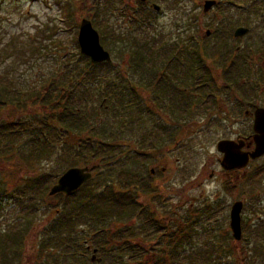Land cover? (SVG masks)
Masks as SVG:
<instances>
[{
	"label": "rangeland",
	"instance_id": "374dc122",
	"mask_svg": "<svg viewBox=\"0 0 264 264\" xmlns=\"http://www.w3.org/2000/svg\"><path fill=\"white\" fill-rule=\"evenodd\" d=\"M96 1L98 2V0H0V77L8 78L1 83L2 85L7 83L9 89L7 95L10 100V103L0 100V202L4 208V213L0 212V217L5 215L12 221L22 209L25 210V207L29 205L28 196L30 195L35 198L36 210L35 219L27 227V240L23 242L21 251L14 255L9 264H44L49 261L47 255L42 254L38 249L42 240L46 238L40 232L54 220V214L57 213L56 207L63 202L62 197L49 195L51 188L67 169L72 168V164L75 165L73 167L78 168L92 167V179H95L98 174L94 171L98 164L96 160L79 159L77 162L73 158L76 154H69L68 161L58 158L57 154L48 156L47 153L42 158L33 157L29 147L31 136L26 131L28 128L26 122L29 123L34 117L47 113L44 108L46 104L41 101L42 95L44 97L47 92L48 94L54 92L58 96L60 89L61 93L69 92L68 85L64 83L67 78L66 73L71 74L73 69L71 66L78 63L76 61L79 51L77 33L83 19L91 23L92 20L96 21L97 28L92 26L99 34L100 44L109 52L112 63L116 67L114 74L105 80L108 84L113 81L114 88L107 85L104 93L91 86L95 90L91 88L89 95L88 86L81 83L79 85L84 87V92L88 96V105L83 109L93 113L100 105L103 109L107 108L104 113H101V117L109 133L113 132L116 137V141L110 139L107 141L120 142L122 151L128 153V158L119 160L120 162L115 161V157H111L113 164L117 166V170L124 172L136 170V173L141 176L149 175L151 170L155 171L156 175L152 178L154 181L146 183L154 193H143L139 201L148 203L155 199L156 208L159 207L156 201H159L160 205L164 204L166 208L172 206L171 203H178V208L175 210L177 226L186 225L191 219L194 221L190 232L193 235L192 248L195 249V253L192 252L190 255H198L199 252L204 255L209 246L216 247V250L232 249L234 240L228 232V213L225 212L224 205L227 206L228 203L241 198L246 199L242 217V221L246 224L245 235L259 221H264V158L249 166L239 179L228 178L223 174L219 165L221 156L216 151L217 143L225 137V134L227 137V132L220 122L218 125H211L212 127L201 128L196 122L201 120L202 114L194 115V126L180 128L168 110L163 109L162 102L156 103V98L152 94L145 100H152L153 110L150 114L143 116L139 113L136 121H132L134 111L126 109L128 102L124 103L127 104L125 107L123 104L118 110L113 109V103L119 105L120 95H127V89L118 84L122 80L119 75L120 70L126 71L127 77L132 76L128 56V51L133 49V46L129 44L130 39L136 41L152 37L158 40L159 36L154 35L156 31L161 33L165 42L168 40L169 46H176L179 49L176 42L184 40L185 35L177 37L180 34L176 30L187 26L191 30L189 36L192 35L194 41H204L202 46L212 48L216 41L214 37L219 34L217 31L220 29V21L223 18L222 7L227 6L228 2H234L236 7L229 6L233 10L229 11L225 18L232 20L234 15H240L241 25L249 28L247 22L249 13L245 10L246 5L240 0H210L217 2V5L212 11L210 9L207 14H204L202 10L206 0H149L150 3L159 6V12L146 7L139 9L133 0V2L121 0L122 5L125 6L122 9L125 11L118 15L111 12L110 4L102 3L98 7L95 4ZM262 8L264 9V5ZM107 9L110 11L107 12ZM138 15L145 19V23H149L150 32L134 28L132 22L128 20V17ZM135 27L142 28L138 25ZM99 30L103 31L104 37L100 36ZM206 31L211 33L209 39L204 37ZM110 32L117 37L121 35L123 41L113 39ZM251 38L250 32L249 36L244 37L241 45H250ZM217 60L215 58L212 62L210 61L213 73ZM67 62L70 64L66 65ZM262 62L255 59L258 72H262L260 71ZM171 66L176 67V63H172ZM144 77L137 78L146 82L154 78L144 79ZM254 79L261 82L258 81L260 83L258 89H263V78ZM48 86H51L50 90H47ZM140 90L142 94L148 93L144 88ZM156 96L158 97L157 94ZM134 105L137 106L136 103ZM235 130L237 131L238 128ZM240 130L243 131L244 128ZM144 137L147 140L144 141ZM78 139L79 137L76 138ZM10 144L11 150L8 149ZM128 149L131 151L129 152ZM131 157L133 158L130 159ZM162 168L164 173L159 176ZM53 176L57 178L54 181L51 179L47 181L48 187L45 192L46 185L37 186L38 178L42 177L41 179L45 180L44 178H54ZM156 181L161 186L158 191L153 187ZM108 182L110 185H117L111 178ZM230 184H233V187L236 186L235 194L233 190L229 191ZM19 190L24 195L18 197ZM182 204L185 205L184 209L180 208ZM149 206H152V203ZM164 210L157 208V215L161 213L160 217L168 216ZM133 220L135 219L108 220L104 226L100 223L78 225L74 232L81 234H77L80 245L84 241L96 238L94 232L101 227L107 228L110 232H118L121 228L131 226ZM84 230L85 233H83ZM253 230L259 231L256 228ZM262 232L259 236H264L263 229ZM125 242L141 250L144 257L141 258L143 260L141 264H154L161 259L160 255H155L157 250H150L157 248V236L137 235L122 242L110 241L115 246H121ZM249 242H251L249 246L243 243L242 247L257 248V245L264 247V242L257 243L254 236ZM144 244L146 253L143 251ZM78 250L76 263L90 264V254L83 258L82 252L79 248ZM53 251L55 252L53 257L56 258L58 250ZM217 256H221L220 264H239L240 259L243 258V255H236V253L225 255L220 253ZM253 259V262L248 261L244 264H264V255L253 257ZM125 264H132L129 262V257Z\"/></svg>",
	"mask_w": 264,
	"mask_h": 264
},
{
	"label": "trees",
	"instance_id": "16d2710c",
	"mask_svg": "<svg viewBox=\"0 0 264 264\" xmlns=\"http://www.w3.org/2000/svg\"><path fill=\"white\" fill-rule=\"evenodd\" d=\"M121 0H110L102 2L101 0L96 1V6L100 7L102 3L110 4L111 12L120 15L125 10V6L121 3H117ZM133 2L132 0H128ZM137 3V7L140 9L141 3ZM128 5V2H126ZM122 5V7H121ZM107 9V12L110 11ZM142 12V11H141ZM143 13V12H142ZM128 17V20L132 22L134 28L138 30H148L150 28L148 24L145 23V19L139 17ZM92 24L97 28L96 21L92 20ZM135 25L141 26L142 28H137ZM233 24H230V27ZM219 29L217 32L220 33ZM155 31V29H154ZM181 33L184 31L180 29ZM100 36H103V31L99 30ZM180 33V32H179ZM113 39L119 42L123 41V37L119 35L118 37L110 32ZM155 36H159V39H153L152 37H145L138 40H129V44L133 46L132 50L128 51L129 61L131 63L132 73L131 77L126 76V71L120 70L121 81L118 86H123L127 89V95H120L119 105L113 103V109L118 110L119 107L124 103L128 102L126 109H132L134 111V116L132 121H136L141 115L150 114L153 110L152 100H145L147 96L150 97V88L153 89V82L156 80H172L173 73L174 80L180 81L179 74H186L188 72V66L186 62V57L191 56L190 59L194 64V72L198 73L200 71L199 67H202V62L200 61L201 54L199 53L198 46H195L194 53L191 55L187 52L185 48V53H181V49L176 46H169L168 40L165 42L161 33L154 32ZM177 37H180L178 35ZM150 38V39H148ZM128 39V38H127ZM219 39V38H218ZM178 40H180L178 38ZM196 42V40H195ZM76 44V43H75ZM77 46V44H76ZM77 50V48H76ZM75 65H72V73L67 75L65 78V83L69 87V92L61 93L55 95L52 94L45 95L41 97L43 104H46L44 108L47 110L43 116L34 117L31 122H26L28 125L27 132L31 136V146L30 150L33 152V157L42 158L48 153V156L57 154L58 158L69 160V154L75 155L74 160H96L98 164L94 168L97 171V177L85 183L78 191L65 195H57L62 197L63 202L56 207L57 213L54 214V220L43 230L40 234L44 238L39 245V251L42 254L47 255L49 259L48 262L44 264H77L75 258H77L76 250L78 248L82 252L81 256L84 258L86 253L85 244L95 248L98 255L101 258V263L99 264H125L127 257H129V262L132 264H141L144 258L141 254V250L133 247L125 242L121 246H115L110 243L111 240H117L122 242L125 239L133 238L137 235L143 234L141 225L142 211L140 213V197L144 193L146 194L149 190V194L154 192L149 188L146 183L143 189H140L139 180L141 175L133 172L117 170V166L113 164L111 157H115L114 160L120 162L119 160H126L127 154L122 151V144L120 142H111L107 139L116 141L114 133H109L108 129L105 127L104 119L101 117V113H104L107 108L100 107L95 108V112H90V110H84L83 107L88 105V96L84 92V87H80V83L87 85L89 88V95L91 88H95L101 93H104L107 85L110 88H114L115 83L110 81L108 84L107 80L111 74H114L116 67L113 63H101L93 65L89 60L83 57L79 51L76 55ZM222 57L225 62H227V55ZM171 62V63H169ZM176 63V67H172L171 64ZM67 62L66 65H69ZM147 66L146 68H144ZM67 67V66H65ZM143 69V70H142ZM186 69V70H185ZM163 72L167 75L160 76ZM178 72V73H177ZM147 73V75H144ZM145 76L144 79L153 80L150 82H145L143 79H138L137 77ZM7 79H2L0 77V100L8 101L9 89L7 83L2 85L1 82L7 81ZM196 82V80H195ZM185 81L178 84L181 87ZM63 86V85H62ZM93 86V87H91ZM196 86V85H195ZM93 88V90H95ZM140 88L143 90H148L147 94H142ZM51 86L47 87L50 90ZM152 91V90H151ZM115 92V91H114ZM132 93V94H131ZM42 94V93H36ZM153 97L157 98L153 92L151 93ZM180 94L175 93L174 96H179ZM206 91L201 89L199 93L195 91L193 98L195 104H200L202 102V97L206 96ZM40 96V95H39ZM172 96L173 102L169 100V96H164L162 98L169 103V108L171 110V116L180 122L182 118V106L183 103L178 97ZM90 97V96H89ZM103 97V96H102ZM43 98V100H42ZM91 98V97H90ZM136 103L137 106L134 105ZM127 104H124V107ZM184 114V113H183ZM194 115H199L194 113ZM121 130L119 127H117ZM114 129V127L112 128ZM111 129V130H112ZM110 130V131H111ZM79 137L78 140L76 138ZM147 140L144 137V141ZM11 150V144L8 146ZM48 151V152H47ZM130 152L131 150L128 149ZM68 156V157H66ZM117 156V157H116ZM131 157L130 159H132ZM63 159V160H64ZM75 166L72 164V167ZM101 168V170H99ZM44 178L45 180L38 178L36 181L37 186L46 185L49 179L56 180V176ZM115 180L117 185H110L109 179ZM46 181V182H45ZM29 184H27L28 186ZM47 185L44 188V192L47 190ZM24 195L20 190L18 191V197ZM29 197V205L22 209L17 217L9 220L7 216L0 217V264H9V261L13 260L18 252L21 251L23 247V242L27 240V230L28 225L32 223L35 219L36 210L34 208L35 198ZM14 212V210H12ZM0 212L4 213V208L0 202ZM146 221H151V215L146 214ZM200 217V216H199ZM198 217V218H199ZM135 219L132 221V225L126 228H121L118 232H110L107 228L101 227L98 231H93L96 238H92L89 241H84L82 243L78 242L75 233V227L78 225H85L92 223L101 224L104 226L108 220H122V219ZM139 220V221H137ZM194 221L192 222V225ZM190 225L189 231L185 232V239L189 240V244L192 245L193 235H191ZM155 226V224H154ZM85 233V230L83 231ZM151 233V232H150ZM80 234V233H79ZM81 235V234H80ZM78 243V245H77ZM210 247V246H209ZM209 253L201 255L200 254H176V255H162L159 262L154 264H220L221 256H217L216 247L212 246ZM206 249V250H207ZM49 250V251H48ZM53 250H58V255L53 257L55 252ZM195 253V249L193 251ZM192 253V252H191ZM216 258V259H215ZM81 262V261H80Z\"/></svg>",
	"mask_w": 264,
	"mask_h": 264
},
{
	"label": "flooded vegetation",
	"instance_id": "af4514ba",
	"mask_svg": "<svg viewBox=\"0 0 264 264\" xmlns=\"http://www.w3.org/2000/svg\"><path fill=\"white\" fill-rule=\"evenodd\" d=\"M133 1L134 3H141L143 8L146 7L153 10L152 6L154 4L150 3L149 0H146L145 2H140L138 0ZM240 2L246 5L245 10L249 13L247 20L249 28L243 27L241 25L242 20L240 15H234L232 20L230 18L228 20L225 18L226 14L233 10L229 6L233 5L236 7L234 2H228V4H226L227 6L222 7L221 11L223 18L220 21L221 30L220 33L214 37V39L216 38V41L212 48L202 46L204 41L195 42L193 40V36H189L191 30L187 26L185 28L177 29L176 32H180V36L185 35L183 37L184 40L176 42V45L181 49V53H185L186 48L187 52L192 55L194 53L195 46H198L199 53L201 54L200 61L202 62V67H199L200 71L195 73L194 64L190 59L191 56H187L186 62L189 67L191 65V68H188V72L186 74L183 73L178 75L180 77L179 82L174 80V74H176L175 72L173 73L172 80H156L155 84H152L153 89L150 88L149 90L150 94L153 92L155 96L156 94L158 95L156 98V103L161 101L163 109H167L170 115L171 110L169 108V103L165 100V98H162V94H164V96L167 94V96H169V100L172 102L173 99L171 97L174 96L175 93L180 94L179 96H174L178 97L183 103L182 118L180 119L179 123L177 122V126L180 128L192 127L195 124L194 113H198L199 115L202 114L200 116L201 120L196 122V124H198L197 126L201 128H208L221 123L227 132V137L225 134V137H223L219 142H230V145L232 148H234V150L237 148V151L240 154H245L251 153L254 150L255 145L253 126L255 121V113L258 109H264V87L263 89H258V86L261 82L254 79L260 77L263 78L264 81V9L262 8L264 5V0H240ZM212 10L213 8L211 11ZM231 23L233 25L230 27ZM239 28L247 29L248 32L241 37H235V31ZM180 29L184 31L181 33ZM250 32L252 33L251 44L247 46L241 45L244 37L249 36ZM260 33H262V35H260ZM210 36V31H206L204 37L209 39ZM257 40H259V42ZM223 55H227V62L224 61L226 58L222 57ZM215 58L218 60L214 69L215 72L213 73L210 66L211 62ZM255 59H259L261 62L263 61L260 66V71L262 72H258L259 69L255 64ZM162 75H164L163 72L160 74V76ZM164 76L166 78L168 77L167 75ZM143 81L145 84H147L145 80ZM183 81H185V83L182 84L181 87L178 86V84ZM258 81L260 83H258ZM201 89H204L207 95L202 97L203 99H201L202 102L200 104H195L193 94H195V91L199 93ZM145 91L148 92V90ZM174 120L177 121L176 118H174ZM223 123L225 125H223ZM236 128H238L237 131L235 130ZM240 128H244V130L241 131ZM218 154L221 156V161L224 153ZM262 158H264V155L256 160L250 161L248 166L245 168L227 171L222 169L223 174H225L228 178L233 177L234 180H237L241 175L245 174L249 166ZM160 172L161 174H158L159 176L164 173V169L162 168ZM155 175L156 174L154 170H151L149 175H142L139 180L140 189H143L145 183H151V181H154L152 178ZM153 187L156 191L161 189V186L157 181ZM228 188L230 189L229 191L233 190L234 194L237 192L236 186L234 185L233 187V184H230V186L228 185ZM228 188L225 189L228 190ZM146 194H149V190ZM156 202H158L159 205V207H157L158 210L165 209L164 212H166L168 216L165 215V217H160L161 213H158L157 215L155 199L153 202H140V213L142 211L143 216L141 218L143 223L141 225L143 234L140 235L141 237H143V235H149L150 237L157 236V248L150 250H157L155 255L160 256H172L180 253L186 255L193 252L194 249L192 248V245L189 244V240L185 239V237H189L188 235L185 236V232L189 231V225H192L191 222H193V220L191 219L190 223L188 222L186 225L183 224L177 226V212L175 210L178 208V203H171L172 206H168L166 208L164 204L160 205L159 201ZM237 202H241L243 205L240 213L241 239L240 241L234 240L232 249H219L216 250V252L218 251V253H222L224 255L229 253L243 255V258L240 259L239 264H244L248 261L249 263L253 262V257H261L264 255L263 246L257 245V248L242 247L243 243H245L246 246H249L251 243L249 241L253 238V236L257 243L259 241L264 242V236H259V234L263 233L262 229L264 230V221H259L258 224L254 225L255 227L252 226L256 229H259L258 232L252 228V230H250L245 235L244 232L246 231V224L242 221V217L243 211L246 207V199L241 198L240 200L230 202L227 206L224 205V208H226L225 212L228 213V232L231 236L230 211L232 206ZM150 203H152V206H149ZM254 206L256 207V205ZM184 207L185 205L182 204V207L180 205L181 209H184ZM146 214H150L152 216L150 220L154 222L155 226L154 224H151L150 221L145 222ZM78 235L80 234L78 233ZM78 235L76 234V236ZM84 244L87 255L90 254V264H98L97 260L99 257L97 250L89 245H86V242H84ZM143 246V251L146 253L147 249L145 244ZM78 252L79 250L76 251V253ZM206 252L209 253L210 250L207 249ZM93 255H95V259L94 263H91V258Z\"/></svg>",
	"mask_w": 264,
	"mask_h": 264
},
{
	"label": "water",
	"instance_id": "95a60500",
	"mask_svg": "<svg viewBox=\"0 0 264 264\" xmlns=\"http://www.w3.org/2000/svg\"><path fill=\"white\" fill-rule=\"evenodd\" d=\"M145 2V0H138ZM214 1H205L203 3V13H207L215 6ZM153 9L159 11V7L154 5ZM248 32L247 29L239 28L235 31V37H241ZM77 43L80 54L90 60L92 64L110 63L111 57L107 51L101 46L99 35L93 29L91 22L83 19L80 22ZM254 132V150L251 153L240 154L231 147L230 142L221 141L216 145L218 153H224L220 161V167L227 170L241 169L248 166L250 161L256 160L264 155V109H258L255 113V121L253 126ZM92 175L89 168H71L68 169L51 188L49 195L55 196L57 194L69 195L80 189L87 181L91 179ZM242 203L237 202L232 206L230 211V229L232 238L235 241L241 239V220L240 213L242 210ZM95 255L91 258V263H94ZM100 262V260H97Z\"/></svg>",
	"mask_w": 264,
	"mask_h": 264
}]
</instances>
